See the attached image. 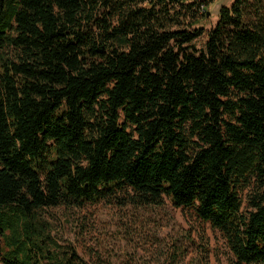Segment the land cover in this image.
<instances>
[{"label": "trees", "instance_id": "1", "mask_svg": "<svg viewBox=\"0 0 264 264\" xmlns=\"http://www.w3.org/2000/svg\"><path fill=\"white\" fill-rule=\"evenodd\" d=\"M207 3L0 0V262L88 264L42 211L121 196L264 264V0Z\"/></svg>", "mask_w": 264, "mask_h": 264}, {"label": "rangeland", "instance_id": "2", "mask_svg": "<svg viewBox=\"0 0 264 264\" xmlns=\"http://www.w3.org/2000/svg\"><path fill=\"white\" fill-rule=\"evenodd\" d=\"M208 2L206 27L233 0ZM251 192L245 189L243 198ZM42 218L61 257L69 259L75 252V260L88 264H236L220 232L192 209L178 208L170 200L163 206H136L119 196L97 204L47 208Z\"/></svg>", "mask_w": 264, "mask_h": 264}]
</instances>
